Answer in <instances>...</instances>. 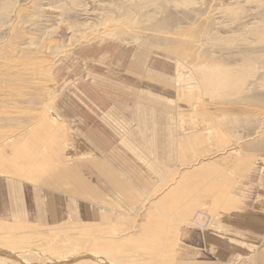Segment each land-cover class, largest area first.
<instances>
[{
    "label": "rangeland",
    "instance_id": "rangeland-1",
    "mask_svg": "<svg viewBox=\"0 0 264 264\" xmlns=\"http://www.w3.org/2000/svg\"><path fill=\"white\" fill-rule=\"evenodd\" d=\"M140 56L172 86L167 97L129 93L128 84L141 87L126 72ZM209 74L220 81L211 82ZM149 95L153 101L136 99ZM138 101L146 125L133 117L128 150L144 168L150 160L154 188H144L151 193L133 214L97 205L91 224L78 223L79 207L70 197L88 195L91 186L71 159L87 157L74 140L90 133L93 142L97 133L109 144L117 131L121 137L120 104ZM154 110L166 118L160 132L149 122ZM0 116L1 199L12 205L5 184L13 183L15 201H23L38 225L0 221L5 246L54 253L58 245L65 251L83 242L78 246L112 264H173L181 228L191 229L199 210L213 219L209 202L238 195L239 178L264 164V0H0ZM170 123L175 141L166 139ZM163 144L166 151L177 144L178 161L157 152L149 159L146 145ZM87 166L114 181L100 163ZM159 173H170L169 179L156 185ZM118 188L132 193L127 185ZM49 190L64 201L47 196ZM38 198L51 201L45 213ZM38 213L48 215L50 225L38 221ZM66 217L77 221L65 225ZM85 258L74 264H102Z\"/></svg>",
    "mask_w": 264,
    "mask_h": 264
},
{
    "label": "crops",
    "instance_id": "crops-1",
    "mask_svg": "<svg viewBox=\"0 0 264 264\" xmlns=\"http://www.w3.org/2000/svg\"><path fill=\"white\" fill-rule=\"evenodd\" d=\"M139 54L142 53L139 52L138 55ZM135 55H137V52L132 54L133 57H135ZM136 59L137 62H130L126 72L133 80L140 83L141 87L139 88L135 86V84H128L133 87V89L128 88L129 93L141 90L162 94L163 98L167 97L166 92L172 86H169L166 81L157 77V75H160V72L155 70L156 67H151L150 65L143 66L145 60L144 56H140ZM151 96H146L147 98L137 96L136 99L141 98L140 101L152 100L149 98ZM140 101L135 102L130 106L128 102L120 104L122 107L121 113L123 114V117L121 118L122 122H120L119 119L117 120L118 125L116 124V127H118V130H126L121 137L118 135L120 132L117 131V137H112V139L109 140V144L99 141L103 136L99 138L97 133L93 142L90 140L92 137L90 133L85 136L78 137V141L74 140V144L78 142L84 146L87 157L79 156V158H73L71 155L70 157H72V160H78H74L79 163L78 173L81 176L83 175L82 178L84 181L89 183L91 186L88 195L83 196L80 194L77 198L70 197L69 195V204L78 205L79 207L80 218L77 219L78 223H84V225L91 224L93 217L97 216V205L110 206L126 210L133 214L136 209L140 207V204L144 200L145 196L151 193V188H154L151 178L150 160L148 164L149 166L144 168L141 166L140 162L134 161L136 156H133L134 154L129 151L132 150L133 147L129 142L131 139H134V134L131 130L134 128L133 126H136L133 117L135 118V116L138 115V117H141L142 124L146 125L145 110H140ZM117 107L119 112L118 101ZM141 115H143V117ZM152 116L153 118L152 120H149V122L152 121L154 123L155 131L160 132L161 129L164 128L162 122L165 121L166 118L164 115L157 114V111L155 110L153 111ZM137 122L140 123V120L138 119ZM130 123L133 125H130ZM171 123L170 127H168V136L166 139L170 138L175 141ZM122 124L123 126H120ZM138 125L140 126V124ZM113 129L114 128L111 130L113 131ZM177 148L176 144L174 151H166L165 144L156 146L155 149L146 145V151L149 159L150 156H155L156 152L161 156L173 154V160L171 163H174L175 158L178 161L180 151ZM71 150L72 146L70 147V152ZM139 152L140 154H145L144 150H140ZM156 162L165 167L163 159L156 158ZM89 163L91 165L100 163L104 171L109 173L117 183L109 181L106 177L107 175L104 174L103 171L100 173L97 169L91 168L92 166L88 167L87 165H89ZM166 164L168 163L166 162ZM260 165L261 169L259 171H250L244 179H242V177L239 178L241 180V186L238 195L229 196V198H227V200H223L220 205L214 204L213 206L211 202H209V209L212 210L214 219L209 231H206L201 236L199 233L188 227L181 228L182 248L175 257L173 264H230L235 262L246 264L248 261V264H264V164ZM81 167L85 170L91 171L89 176L86 175V172L85 174L81 173ZM177 169L178 164L175 163L173 165V170ZM169 170L171 171V169ZM169 174L170 173H164V176L162 177L163 174L159 173L158 181L155 182V184L158 185V183L166 181ZM119 180L122 182V184L119 185L128 186V188L132 191L131 195H127L126 190L122 191L118 188ZM242 181L244 184L243 188L249 192L248 194L246 193L247 195L245 196V199H242ZM1 183L2 182H0V188L2 189ZM5 185L8 190L10 189V192L8 191L7 194L9 202L12 203V205H4L6 199L5 197L1 199L0 189V221L2 223L27 222L38 226L37 223L29 221L30 212L25 206L23 207V201H15L14 193L16 192L13 189L11 190L13 183ZM146 187L150 190L145 191L144 188ZM47 192L50 194L51 191L49 190ZM56 195V197L52 194L47 196L55 197L61 201V195ZM168 197L171 196L168 195ZM44 198L41 200L38 198L36 203H42V209L40 208V211L42 210L45 213V210L48 207L46 203H49L48 205L50 206L52 204L51 201H49L50 199L45 200ZM87 211L91 213L89 218L87 217ZM37 215L38 221L40 220V222L42 221L44 223L47 221L46 224L52 222L48 215L42 216L39 213ZM68 215L69 217H74L71 213ZM69 217H66L67 221L63 222L66 223L65 225H69V223L71 224L74 221H77L76 219H73L72 221Z\"/></svg>",
    "mask_w": 264,
    "mask_h": 264
},
{
    "label": "bare ground",
    "instance_id": "bare-ground-1",
    "mask_svg": "<svg viewBox=\"0 0 264 264\" xmlns=\"http://www.w3.org/2000/svg\"><path fill=\"white\" fill-rule=\"evenodd\" d=\"M11 53H13V52H11ZM1 61H3V60H1ZM208 73H211V72H208ZM208 77H209V80L211 82H213V80H216L215 82H219L220 81L219 78L213 77V75H210ZM204 78H205V82H208V78H206V77H204ZM2 90H4V89H2ZM43 92H45V91H43ZM5 94H7V93H5ZM9 110H11V109H9ZM0 155H1V150H0ZM0 158H1V156H0ZM1 173H3V172H1ZM4 173H5V171H4ZM6 173H7V171H6ZM9 174L10 173H8V175ZM199 213H204V214L210 216V224H208L206 229L203 228V230H205V231L209 230L211 225H212V223H213V219H212V216L208 212L203 211V210L197 211L196 214L194 215V217H193V219L191 221V229L196 228V224H198V223L200 225L202 224L203 221H200L202 219L199 218L200 217V216H198ZM203 225H204V223H203ZM24 244H25V242H24ZM63 244H65V243H63ZM78 244L79 245H83L84 243L83 242H79V243L77 242L76 245H73L71 247L73 249H70V247H68V248H65V251L61 248L62 246L58 245V246L55 247L54 253L50 252L48 250L44 251L43 249H40L41 247L38 248V247H35V246L27 247V248L24 247L19 252H15L12 249H10L11 247L5 246L4 241L0 240V262L2 261L3 264H5L6 262H7L6 264H8V263L34 264L36 262H38L39 264H50V263L51 264H53V263H56V264H74L76 261L81 260V258L88 257L89 259H92V260H94V261H96L98 263L112 264V263L107 262L106 259H103L101 256L97 255L95 252L92 253V252L88 251V248L82 247V246L79 247ZM67 249H70V250H67Z\"/></svg>",
    "mask_w": 264,
    "mask_h": 264
},
{
    "label": "built area",
    "instance_id": "built-area-1",
    "mask_svg": "<svg viewBox=\"0 0 264 264\" xmlns=\"http://www.w3.org/2000/svg\"><path fill=\"white\" fill-rule=\"evenodd\" d=\"M198 216H200L199 218L202 219L200 221H203L202 224L200 225L199 223L196 224V228L197 230H203L207 228L208 224H210V216L204 214V213H199ZM204 223V225H203ZM203 226V227H202ZM204 231V230H203Z\"/></svg>",
    "mask_w": 264,
    "mask_h": 264
}]
</instances>
